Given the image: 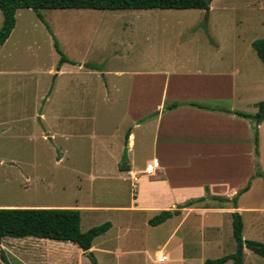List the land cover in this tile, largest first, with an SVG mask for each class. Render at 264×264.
<instances>
[{
    "label": "rangeland",
    "instance_id": "obj_1",
    "mask_svg": "<svg viewBox=\"0 0 264 264\" xmlns=\"http://www.w3.org/2000/svg\"><path fill=\"white\" fill-rule=\"evenodd\" d=\"M40 12L47 24L32 8L18 9L15 28L0 47V207L78 208L83 231L111 221L112 227L94 239L90 250L98 264H183L181 233L164 246L176 220L152 226L144 223L146 213L130 208L136 189L116 162L125 163L122 145L131 120L125 98L116 99L115 88L120 85L125 92L131 74L113 71L209 65L233 70L236 105L253 112L252 103L264 100V64L252 44L264 38V0H212L207 9ZM3 20L0 9V27ZM55 41L68 59L108 71L106 76L88 75L89 104L67 96L71 75L56 76L61 54ZM104 81L111 86L108 102L103 101ZM71 112L78 115L73 128L82 135H67ZM135 131L133 156L141 164L151 145L142 129ZM64 150L69 156L57 162ZM242 202L264 204V182L259 180ZM241 218L246 237L264 241L261 216L245 213ZM233 220L230 212L202 216L203 227H219L218 242L202 239L200 247L190 249L186 264L234 252ZM208 234L203 228V237ZM160 250L169 260H157ZM248 253L245 264H264V257ZM0 264L94 263L73 242L27 236L2 239Z\"/></svg>",
    "mask_w": 264,
    "mask_h": 264
},
{
    "label": "crops",
    "instance_id": "obj_2",
    "mask_svg": "<svg viewBox=\"0 0 264 264\" xmlns=\"http://www.w3.org/2000/svg\"><path fill=\"white\" fill-rule=\"evenodd\" d=\"M69 59L73 63H62L55 71L56 76L71 75L67 96L72 102L89 104L91 93L88 75L103 73L106 76L108 71L92 70L83 59ZM113 72L120 75L131 74L125 92L120 85L115 88L118 95L116 99L125 98L123 102L126 103L127 114L131 120V126L125 131L124 145H122L128 147V156L122 161L129 168L126 173L136 189L132 201L134 203L130 208L132 211L146 213L145 224H150L149 220L162 210H179L178 214L158 224L176 220L164 246L175 234L181 233L179 243L183 249L182 262L186 264L190 249L200 247L202 239L205 241L208 239L209 243L218 242L215 233L219 227L216 224L203 227L201 224L202 216L210 213L230 212L261 216L262 229L264 204H243L242 200L254 190L259 180L264 182V118L258 120L256 117H243L234 113L236 110L247 112L236 105L237 84L234 71L217 70L215 65H209L207 68L198 69L166 68ZM102 87L103 101L108 102L112 98L111 86L104 81ZM176 101H195L218 109L211 110L190 105L164 109L168 103ZM258 103L253 102L254 111L247 113L255 115L259 111ZM149 115L152 116L140 121ZM76 116L78 115L72 112L69 114L71 130L67 135L71 137L83 134L73 128L72 121ZM137 129H142L141 132L146 137L149 136L151 145L150 156L141 164H138L133 156V148L138 137L135 131ZM256 129L259 134L258 160L263 174L252 179L250 188L240 195L237 207L212 199L211 196L232 199L256 172ZM127 131H130L128 139H126ZM69 152L64 150L57 162L68 157ZM150 164L152 170L147 171V166ZM116 165L120 170L119 159ZM200 198L204 200L188 207L184 206L188 201ZM242 221L243 236L248 239L244 234L246 223L244 219ZM203 228L211 234L203 237ZM254 237L252 240H258ZM93 249L94 245L90 250ZM250 250L245 248L244 264ZM159 252H162L161 256ZM163 255H167L169 260L168 254L160 250L157 258L159 262L167 261L160 260ZM205 261L206 259L200 260L198 264H203ZM228 262L233 264L232 260L224 263Z\"/></svg>",
    "mask_w": 264,
    "mask_h": 264
},
{
    "label": "trees",
    "instance_id": "obj_3",
    "mask_svg": "<svg viewBox=\"0 0 264 264\" xmlns=\"http://www.w3.org/2000/svg\"><path fill=\"white\" fill-rule=\"evenodd\" d=\"M20 8H32L38 13L40 19L45 22L40 9H65V8H94V9H207L209 4L207 0H0V9L3 12L4 20L0 27V47L10 37L16 25V13ZM253 47L264 64V38L253 41ZM55 47L61 54L58 68L64 62H68L64 52L61 50L57 41ZM190 105L204 109L216 110L203 103L190 102H172L168 103L164 109H174L180 106ZM259 111L252 115L250 113L236 110L239 116L256 117L262 120L264 111V101L258 103ZM152 115L143 117L140 121ZM130 131H127L126 139ZM255 153L257 156V169L252 175L247 185L242 188L232 199L221 196H211L212 199L218 200L222 204H230L237 207L240 195L246 192L252 183V179L263 174L259 156V134L258 129L255 132ZM121 168L129 169L124 164ZM204 198L188 201L184 206L188 207L197 202L203 201ZM179 210H162L149 220L153 226L164 222L166 219L178 214ZM233 236L236 241V250L233 253L223 255L218 258H208L203 264H222L232 260L233 264H244L245 248L251 249L256 254L264 257V242L252 239H245L243 236V221L239 213H233ZM112 227L111 221L93 226L86 231L81 229V210L78 208H35V207H0V243L6 237H27L34 236L40 238H50L54 240L70 241L76 244L83 251L90 250L96 237L106 233ZM246 242V243H245ZM91 254L93 252L91 251ZM98 264V263H96Z\"/></svg>",
    "mask_w": 264,
    "mask_h": 264
},
{
    "label": "water",
    "instance_id": "obj_4",
    "mask_svg": "<svg viewBox=\"0 0 264 264\" xmlns=\"http://www.w3.org/2000/svg\"><path fill=\"white\" fill-rule=\"evenodd\" d=\"M212 0H207V3L210 4ZM264 118V111L262 113V119ZM128 156V147L126 146L124 148V152H123V157H122V160H125ZM246 243V242H245ZM88 255H90L92 257V260H93V263L96 264L97 261L95 259V257L93 256V254H91V251L90 250H87L85 251Z\"/></svg>",
    "mask_w": 264,
    "mask_h": 264
},
{
    "label": "built area",
    "instance_id": "obj_5",
    "mask_svg": "<svg viewBox=\"0 0 264 264\" xmlns=\"http://www.w3.org/2000/svg\"><path fill=\"white\" fill-rule=\"evenodd\" d=\"M147 170H148V171L152 170V165H151V164L147 166ZM167 258H168L167 255H163V256L160 258V260H161V261H165V260H167Z\"/></svg>",
    "mask_w": 264,
    "mask_h": 264
}]
</instances>
